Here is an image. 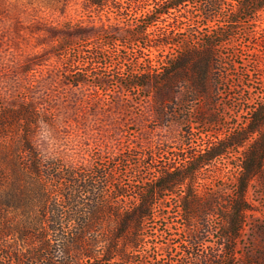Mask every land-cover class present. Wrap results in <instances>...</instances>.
Here are the masks:
<instances>
[{"label": "trees", "instance_id": "obj_1", "mask_svg": "<svg viewBox=\"0 0 264 264\" xmlns=\"http://www.w3.org/2000/svg\"><path fill=\"white\" fill-rule=\"evenodd\" d=\"M149 5L151 9H146ZM83 6L100 19L105 16L106 22L91 29L92 36L79 38L93 42L96 47L91 50H76L85 44L70 42L67 36L53 46L64 82L74 88L93 87L99 100L116 89L154 96L157 114L172 118L176 99L177 105L193 108L213 104L220 49L233 38L219 25L240 23L239 14L250 23L264 9V0H144L142 4L84 0ZM226 9L231 13L222 22ZM134 14L137 18H132ZM193 25L200 30H193ZM210 26L211 32H201ZM72 28L68 26L67 32ZM107 45L121 49L113 55L103 49ZM153 50L158 59L164 54V62L154 64ZM113 56L117 64L109 62ZM133 65L137 69L124 74ZM114 70L116 75L111 74ZM163 93L169 95L166 100H161ZM39 113L26 100L17 108L0 104V264H148L147 245L155 239L148 225L158 224L163 203L178 191L182 196L176 204L191 236L188 244H198L196 230L210 233L209 218L217 215L224 227L221 245L233 249L251 210L249 186L264 174V101L249 110L244 124L200 150L185 148L183 154L168 157L150 153L145 159L151 178L146 182L141 178L139 153L133 149L89 165L46 158L33 140L41 123ZM240 148L244 152L234 197L222 215L218 199L200 195L195 183L205 166ZM124 164L130 180L117 173ZM200 223L202 227L197 226ZM183 253L188 255L186 249ZM234 253L231 250L229 256ZM225 254L214 264H233L226 263ZM170 261L179 264L174 258Z\"/></svg>", "mask_w": 264, "mask_h": 264}, {"label": "rangeland", "instance_id": "obj_2", "mask_svg": "<svg viewBox=\"0 0 264 264\" xmlns=\"http://www.w3.org/2000/svg\"><path fill=\"white\" fill-rule=\"evenodd\" d=\"M83 1L0 0V104L7 108H17L22 100L34 104L40 112L41 123L33 140L46 158L58 159L66 165H89L109 154L133 149L139 153L141 178L146 182L151 178L145 159L150 153L168 157L183 154L185 148L200 150L207 142L223 139L244 124L249 110L264 101V9L250 23L247 16L239 14L240 23L219 25L227 34H233V38L220 49L221 65L215 73L218 88L211 96V105L199 103L193 108L189 104L177 105L176 99L174 115L168 118L157 114L154 96L146 98L143 93L134 96L116 89L99 100L93 87L74 88L66 84L62 63L52 54L53 46L67 36L70 42L85 44L84 47L77 45L76 50H91L95 46L93 42H82L79 38L92 36L91 29L100 28L106 22L105 16L100 19L85 10ZM136 2L142 4L144 0ZM190 10L193 13L195 9ZM225 11L220 16L222 22L231 13L229 9ZM68 26L73 27L70 32L66 30ZM192 27L200 30L197 25ZM212 29L204 27L201 32L208 34ZM103 49L115 55L121 47L107 45ZM153 51L154 64L164 62V54L158 59L154 55L157 52ZM109 62L117 64V57H111ZM136 69V65L130 66L124 74ZM116 70L111 74L116 75ZM168 97L163 93L161 100ZM243 152V148L234 150L205 166L195 183L200 195L218 199L222 215L234 197ZM125 165L117 171L124 181L132 179L125 172ZM131 165L134 163L128 168ZM181 196L178 191L168 197L161 207L158 224L148 225L155 234V239L147 245L150 251L144 254L145 258L149 257L148 264H171L170 258L179 264H214L225 253L228 254L226 263L264 264V174L249 186L247 202L251 210L233 249L221 245L224 227L217 215L209 218L210 233L198 229V244H188L190 231L185 229L176 204ZM197 226L202 227V223ZM180 246H185L183 249L188 255ZM231 250L235 252L233 257L229 256Z\"/></svg>", "mask_w": 264, "mask_h": 264}]
</instances>
